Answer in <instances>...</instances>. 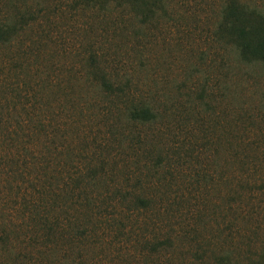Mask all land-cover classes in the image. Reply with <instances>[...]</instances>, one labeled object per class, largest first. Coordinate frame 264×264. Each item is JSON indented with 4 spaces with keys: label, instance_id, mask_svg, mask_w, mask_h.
<instances>
[{
    "label": "rangeland",
    "instance_id": "rangeland-1",
    "mask_svg": "<svg viewBox=\"0 0 264 264\" xmlns=\"http://www.w3.org/2000/svg\"><path fill=\"white\" fill-rule=\"evenodd\" d=\"M232 1L264 12V0H0V24L21 20L51 76L56 118L63 105L50 170L65 177L80 156L98 168L96 245L40 260L9 232L0 264H217L248 229L242 263L264 264V63L223 34ZM92 61L123 95L87 81ZM143 106L154 120L131 118Z\"/></svg>",
    "mask_w": 264,
    "mask_h": 264
},
{
    "label": "trees",
    "instance_id": "trees-1",
    "mask_svg": "<svg viewBox=\"0 0 264 264\" xmlns=\"http://www.w3.org/2000/svg\"><path fill=\"white\" fill-rule=\"evenodd\" d=\"M222 17L223 34L238 48L241 57L264 63V12L232 1L225 6ZM22 24L21 20L0 24V245L11 244L8 236L11 232L17 238L23 237L20 243L37 251L42 260L49 253L57 255L66 246L83 249L96 245L98 197L89 188L94 190L98 186V168L80 156L65 177L59 170H50L51 156L57 150L54 138L65 134L64 110L59 103L56 118L55 107L45 96V89L53 86L51 76L41 72L39 57L24 49ZM84 77L105 94L115 97L124 94L105 73L98 72L93 61ZM130 115L142 122L155 119L147 106L133 108ZM16 193L20 202H13ZM136 205L147 208L149 202L139 197ZM5 211L9 216L19 215L22 223L13 222L3 214ZM246 220L244 224H248ZM249 231L252 233L248 229L245 234L240 231L229 234L228 247L232 250L228 249L217 264H243L248 259L241 257L240 252L244 240H249L246 239ZM244 253H251L249 246ZM263 258L264 248L258 262Z\"/></svg>",
    "mask_w": 264,
    "mask_h": 264
}]
</instances>
